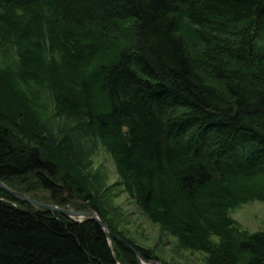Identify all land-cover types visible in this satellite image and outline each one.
I'll return each mask as SVG.
<instances>
[{
  "label": "trees",
  "instance_id": "1",
  "mask_svg": "<svg viewBox=\"0 0 264 264\" xmlns=\"http://www.w3.org/2000/svg\"><path fill=\"white\" fill-rule=\"evenodd\" d=\"M0 45L15 46L22 69L0 66L5 184L96 208L157 258L107 216L89 170L99 142L179 245L208 264H264V229L247 233L229 214L264 198V0H0ZM46 91L61 126L41 117ZM0 264L140 263L94 219L0 187Z\"/></svg>",
  "mask_w": 264,
  "mask_h": 264
},
{
  "label": "rangeland",
  "instance_id": "2",
  "mask_svg": "<svg viewBox=\"0 0 264 264\" xmlns=\"http://www.w3.org/2000/svg\"><path fill=\"white\" fill-rule=\"evenodd\" d=\"M16 60L15 46L6 49L4 45H0V66L2 68L10 66L13 73L19 77L22 69L15 64ZM26 82L27 79L21 77L17 84L20 88H27L28 91L35 88L34 85L30 86V82ZM37 106L41 117L52 127L61 126L65 122L54 114V101L49 91L40 95ZM89 158V170L95 175V185L99 189L98 196H101L102 205L107 209V216L128 238L151 249L158 255L156 259L168 264H208L203 251L191 250L179 245L167 229L152 221L130 198L116 171L114 159L104 145L97 142ZM229 214L235 220L237 227L247 233L264 229V198L241 201L231 207Z\"/></svg>",
  "mask_w": 264,
  "mask_h": 264
},
{
  "label": "water",
  "instance_id": "3",
  "mask_svg": "<svg viewBox=\"0 0 264 264\" xmlns=\"http://www.w3.org/2000/svg\"><path fill=\"white\" fill-rule=\"evenodd\" d=\"M0 187L18 199L29 201L30 203L37 205L39 207L45 208L47 210H57V211L65 214V215L70 216L72 218H75L77 220L86 219V218L94 219L108 233L112 234L114 237H116L118 239H121L133 251V253L135 254V256H136V258L140 264H146V263H149V264H168V263L160 261L156 258L145 257L143 255V253L141 252V250L134 243H132L131 241H129L125 237L119 235L118 233L114 232L111 229L108 222L101 216V214L99 213V211L96 208H91V207L90 208H74V207L69 206V205H58L55 203L42 201V200L36 199V198L28 195L27 193H25L23 191H20V190H17V189H14V188L8 186L1 179H0ZM67 194L70 197H73V193L70 192L69 190H67Z\"/></svg>",
  "mask_w": 264,
  "mask_h": 264
}]
</instances>
